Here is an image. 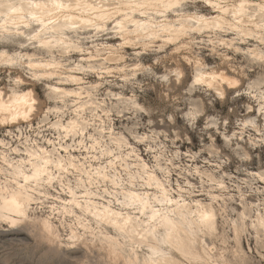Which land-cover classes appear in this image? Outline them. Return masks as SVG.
Segmentation results:
<instances>
[{"label":"clouds","instance_id":"1","mask_svg":"<svg viewBox=\"0 0 264 264\" xmlns=\"http://www.w3.org/2000/svg\"><path fill=\"white\" fill-rule=\"evenodd\" d=\"M0 264H264V0H0Z\"/></svg>","mask_w":264,"mask_h":264}]
</instances>
